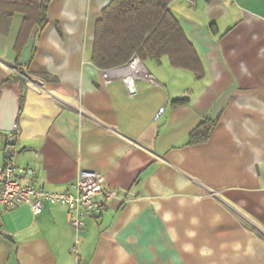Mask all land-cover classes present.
Listing matches in <instances>:
<instances>
[{"label": "crops", "instance_id": "1", "mask_svg": "<svg viewBox=\"0 0 264 264\" xmlns=\"http://www.w3.org/2000/svg\"><path fill=\"white\" fill-rule=\"evenodd\" d=\"M110 1H50L0 164L51 190L98 171L117 195L78 232L62 204L0 208V264H264V0H171L196 70L146 57L153 81L133 92L120 66L92 60ZM22 20L0 32V83L16 72ZM204 119L209 135L189 142Z\"/></svg>", "mask_w": 264, "mask_h": 264}, {"label": "trees", "instance_id": "2", "mask_svg": "<svg viewBox=\"0 0 264 264\" xmlns=\"http://www.w3.org/2000/svg\"><path fill=\"white\" fill-rule=\"evenodd\" d=\"M50 1L0 0L1 33L9 32L16 13L23 14L16 42L18 51L16 72L8 75L0 83V88L8 86L16 89L20 101L22 97L19 88L25 87L28 82L29 76L25 67L30 61L20 64V55L33 29L37 31L47 23ZM170 1L111 0L103 8L102 16L96 24L93 62L101 68H111L128 63L134 53H138L142 60L149 56L161 60L167 55L172 64L196 70L192 59L197 57V51L179 20L170 10ZM42 76L45 79H54L47 75ZM214 123L212 119L202 120L191 130L188 141L206 139Z\"/></svg>", "mask_w": 264, "mask_h": 264}, {"label": "built area", "instance_id": "3", "mask_svg": "<svg viewBox=\"0 0 264 264\" xmlns=\"http://www.w3.org/2000/svg\"><path fill=\"white\" fill-rule=\"evenodd\" d=\"M194 3L196 0H190ZM116 74L122 75L131 92L135 81L145 79L153 81L142 58L134 53L130 61L121 65ZM105 82L111 80L109 74L104 76ZM164 107L160 108L163 111ZM24 168L6 160L0 164V208L12 209L20 204H28L38 214L46 203L62 204L67 207L69 221L78 232L88 217L99 215L108 199L117 195V190L106 186L103 174L98 171L83 170L80 172L72 188L51 190L24 181ZM72 251L77 254V244Z\"/></svg>", "mask_w": 264, "mask_h": 264}, {"label": "water", "instance_id": "4", "mask_svg": "<svg viewBox=\"0 0 264 264\" xmlns=\"http://www.w3.org/2000/svg\"><path fill=\"white\" fill-rule=\"evenodd\" d=\"M35 29L31 32L27 43L24 45L20 64H26L31 56L34 42ZM21 108L20 95L16 89L8 86L0 88V129L7 132H16L18 129L17 119ZM14 144V136L9 139V145L6 149V156L11 157V145Z\"/></svg>", "mask_w": 264, "mask_h": 264}]
</instances>
